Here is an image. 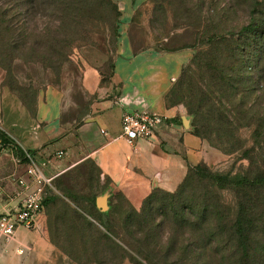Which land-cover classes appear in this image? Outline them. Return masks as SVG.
Listing matches in <instances>:
<instances>
[{"label": "rangeland", "instance_id": "rangeland-1", "mask_svg": "<svg viewBox=\"0 0 264 264\" xmlns=\"http://www.w3.org/2000/svg\"><path fill=\"white\" fill-rule=\"evenodd\" d=\"M113 1L116 10L90 0L70 11L61 0H0V79L29 101L52 88L68 104L83 92L89 69L95 68L100 85L106 86L120 60L188 50L191 58L168 100L184 106L191 132L207 145L209 162L199 164L218 172L263 169L264 78L243 67L222 77L210 74L207 62L214 53L209 51L224 48L226 57L235 46L230 40L214 46L205 41L215 22L220 21L225 35L248 24L252 7L264 10V0H232V10L231 0ZM256 128L262 140L253 138ZM52 185L45 204L47 222L41 229H25L44 237L49 228L56 250L45 264H264V214L262 220L255 217L257 227L243 252L230 218L214 219L203 211L198 220L190 212L165 218L143 209L145 200L136 209L91 159ZM193 186L198 203L210 197L198 180ZM157 190L163 191L159 197L166 203L171 200L167 194L178 189ZM225 194L230 204L231 196Z\"/></svg>", "mask_w": 264, "mask_h": 264}, {"label": "crops", "instance_id": "crops-1", "mask_svg": "<svg viewBox=\"0 0 264 264\" xmlns=\"http://www.w3.org/2000/svg\"><path fill=\"white\" fill-rule=\"evenodd\" d=\"M190 58L188 50L132 55L118 62L106 86L100 85L97 70L89 69L84 73L83 92L68 104L52 88L41 90L29 101L9 81L0 79V131L23 152L30 151L51 177L93 160L137 209L159 188L176 191L190 166L209 162L207 145L191 132L184 106L168 100ZM132 110L165 117L152 138L134 146L119 138L121 116ZM27 168L28 163L18 162L11 148L0 153V177L9 193L11 177L25 175ZM48 217L45 209L40 229ZM16 234L15 241H0V264H45L56 250L47 227L44 237L23 228ZM21 246L29 248L24 255L18 253Z\"/></svg>", "mask_w": 264, "mask_h": 264}, {"label": "trees", "instance_id": "trees-1", "mask_svg": "<svg viewBox=\"0 0 264 264\" xmlns=\"http://www.w3.org/2000/svg\"><path fill=\"white\" fill-rule=\"evenodd\" d=\"M87 1L90 0H61V3L64 9L68 8L72 11L80 10ZM96 4L103 9H117L113 0H96ZM233 7L234 4L231 0L229 3L230 10ZM249 14L248 24L241 26L240 29L235 26L236 30L226 33L228 35L221 32L220 21L213 23L212 28L214 31L207 33L205 43H210L213 46L216 44L226 45L228 44L227 41L230 40L235 47L229 49V54L226 57L224 56V48L218 52L209 51L214 53V60L211 59L207 62V66L211 70L210 74L215 73L222 77L227 70L235 72L238 68L243 67L246 71L249 70L256 75L260 74L261 80L264 78V10L252 7V12L250 11ZM198 56L194 58L195 60L193 59V64L197 61ZM210 56L212 57L211 54ZM229 60L230 62H228ZM186 76V71H183L181 78L183 77L186 80ZM233 90H236V88H233ZM227 109L225 108L226 111ZM234 109L235 105L228 111L231 112ZM253 125L254 123H251L249 126ZM253 138L257 141L262 138L258 128L255 129ZM6 148H11L18 158L27 161L23 150L15 145L4 131H0V153ZM255 168L233 173L212 171L203 164L190 166L187 176L179 185L177 192L167 194L171 198L169 202L165 203L164 198L159 197L160 194H163V191L156 190L145 199L143 209L144 207L148 208L150 213L152 211L161 212L165 215V218L173 216L177 219L181 215L184 216L187 212H190L198 220L199 215L202 214L201 211L209 212L214 216V219L219 217L220 220L224 216L230 218L228 221L230 223L229 227L238 239V246L244 252L251 241L252 231L257 227L255 217L259 215L260 220H262V214H264V197L260 196L259 193L261 191L264 193V168ZM195 180H198L207 190H210V197L205 195L207 196L206 200L202 199L200 203L195 198L196 192L192 190ZM225 193L231 196L230 204L226 201ZM49 202L50 198L47 197L44 204ZM155 202H159L156 207ZM226 210H229L228 215L224 213ZM101 225L103 224L101 223ZM103 226L106 228L105 225Z\"/></svg>", "mask_w": 264, "mask_h": 264}, {"label": "built area", "instance_id": "built-area-1", "mask_svg": "<svg viewBox=\"0 0 264 264\" xmlns=\"http://www.w3.org/2000/svg\"><path fill=\"white\" fill-rule=\"evenodd\" d=\"M164 122L165 117L157 112L124 111L119 138L134 146L138 141L152 138ZM24 157L27 159L28 168L25 175L11 177V193L7 191L4 179L0 177V241H15L20 228L31 230L40 227L48 190L53 186L55 177L45 173L33 154L24 151ZM17 159L18 162H23L21 158ZM27 251L29 248L24 246L18 249L20 255Z\"/></svg>", "mask_w": 264, "mask_h": 264}]
</instances>
